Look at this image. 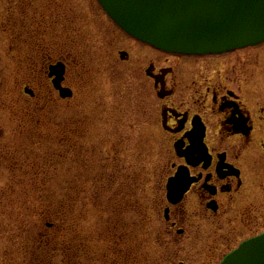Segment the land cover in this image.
Instances as JSON below:
<instances>
[{
    "label": "rangeland",
    "instance_id": "rangeland-1",
    "mask_svg": "<svg viewBox=\"0 0 264 264\" xmlns=\"http://www.w3.org/2000/svg\"><path fill=\"white\" fill-rule=\"evenodd\" d=\"M29 1L0 0V264H175L155 207L168 145L138 113L145 49L95 0ZM221 232L206 233V264L238 244Z\"/></svg>",
    "mask_w": 264,
    "mask_h": 264
},
{
    "label": "flooded vegetation",
    "instance_id": "flooded-vegetation-1",
    "mask_svg": "<svg viewBox=\"0 0 264 264\" xmlns=\"http://www.w3.org/2000/svg\"><path fill=\"white\" fill-rule=\"evenodd\" d=\"M36 9L29 8L32 18ZM128 38L145 49L138 113L168 145L155 207L174 247L169 254H184L175 264H206V233L222 231L218 236L228 249L231 241L239 244L264 231V43L185 56ZM58 61L44 62L47 75ZM35 95L33 90L30 97ZM170 178L187 186L175 202L167 199ZM174 189L178 193L179 186Z\"/></svg>",
    "mask_w": 264,
    "mask_h": 264
},
{
    "label": "water",
    "instance_id": "water-1",
    "mask_svg": "<svg viewBox=\"0 0 264 264\" xmlns=\"http://www.w3.org/2000/svg\"><path fill=\"white\" fill-rule=\"evenodd\" d=\"M97 1L128 35L165 52L215 54L264 41V0ZM64 73L62 62L50 67L54 88L66 98L72 91L61 85ZM167 186L171 202L186 190L177 178H171ZM221 264H264V233L242 243Z\"/></svg>",
    "mask_w": 264,
    "mask_h": 264
}]
</instances>
